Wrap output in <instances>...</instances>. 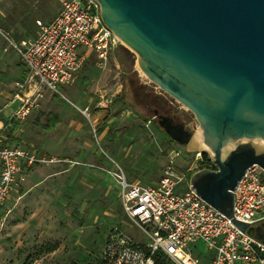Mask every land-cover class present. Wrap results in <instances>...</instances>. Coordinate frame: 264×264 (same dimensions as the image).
I'll return each instance as SVG.
<instances>
[{"label": "rangeland", "instance_id": "1", "mask_svg": "<svg viewBox=\"0 0 264 264\" xmlns=\"http://www.w3.org/2000/svg\"><path fill=\"white\" fill-rule=\"evenodd\" d=\"M10 1L8 9L14 18L25 21L20 37L33 36L35 21L50 20L60 8L59 0ZM4 46L3 58L15 68L17 52L5 31L0 35V55ZM5 65L0 61V67H5L0 79L6 85L17 76L11 66L6 70ZM58 89L59 94L45 91L44 98L18 129L20 138L33 141L39 150L57 154L56 161L36 162L30 168L63 170L86 166L103 172L105 179L89 180L83 185L78 175L76 182L67 186L62 173L56 182L29 187L24 193L23 183L19 192L13 194L15 199L11 197L5 206H0V213L5 216L0 234V264H95L105 238L115 227L143 240L144 234L121 206L115 173L122 171L128 181L155 182L174 149L179 152L175 158L177 169L185 171L191 167L186 173L189 179L209 158L206 150H185L158 125L152 108L164 102L171 114H180L186 123L199 129L188 108L140 75L134 53L120 41L111 47L105 60H97L93 51L87 53L73 82L59 85ZM2 99L0 96V104ZM147 103L151 108L146 107ZM16 105L14 102L6 110ZM85 105L90 116L81 112ZM48 112L58 116L50 131L40 124ZM10 136L8 145L23 146L13 143ZM71 138L78 146L83 140L89 142L86 158H64L66 140ZM29 178V183L35 180L32 175ZM6 207L10 208L8 212ZM190 252L200 264H209L211 251L203 243L192 246Z\"/></svg>", "mask_w": 264, "mask_h": 264}, {"label": "water", "instance_id": "2", "mask_svg": "<svg viewBox=\"0 0 264 264\" xmlns=\"http://www.w3.org/2000/svg\"><path fill=\"white\" fill-rule=\"evenodd\" d=\"M104 25L138 68L188 108L193 123L159 114L185 150H206L214 168L189 178L199 197L264 244V219L233 216V190L252 163L264 168V0H95Z\"/></svg>", "mask_w": 264, "mask_h": 264}, {"label": "built area", "instance_id": "3", "mask_svg": "<svg viewBox=\"0 0 264 264\" xmlns=\"http://www.w3.org/2000/svg\"><path fill=\"white\" fill-rule=\"evenodd\" d=\"M59 1L60 8L50 20L35 21L32 37L13 43L26 75L13 81L12 101L17 105L6 120H0V206L19 192L33 164L56 161L34 146L8 145L6 130L11 120L15 118L20 125L38 105L43 90L59 94V85L71 84L87 53L93 51L97 60H105L111 47L120 41L102 22L95 0ZM81 112L89 116L88 106ZM178 155L171 150L163 173L153 183L131 182L122 171L115 173L121 206L144 238L140 241L113 228L96 264H152L156 251L175 264H200L190 252L199 242L211 251L209 264H264V244L191 190L186 176L191 167L178 170ZM204 167L214 168L210 158ZM232 192L236 219L248 224L264 219L261 165H249ZM9 210L6 207L5 212ZM4 221L0 213V234Z\"/></svg>", "mask_w": 264, "mask_h": 264}, {"label": "crops", "instance_id": "4", "mask_svg": "<svg viewBox=\"0 0 264 264\" xmlns=\"http://www.w3.org/2000/svg\"><path fill=\"white\" fill-rule=\"evenodd\" d=\"M10 3H11L10 0H0V35H2V32H4V31L9 32L10 42H11V45L13 47V43L18 42L19 40H21L23 38H29L32 36L20 37V34L24 30L25 21L23 19L18 21V19L14 18V14L11 12L10 9H8V5ZM16 32H17V34H14ZM4 39H6V38L4 37ZM5 49H6V46H4L2 49V52H1L2 55H0V61H3L4 65L5 64L7 65L6 70H9V66H11L10 62L6 61L3 58V56H4L3 52L5 51ZM13 64H15L16 67L17 66L19 67L18 69H16V67L14 68L11 66L12 67L11 70L12 69L14 70V75L17 77L12 79L6 85L4 83H2L1 79H0V82H1L0 83V96L3 98L1 101L2 103L0 104V120H6L7 119V117L10 115V113L12 112L13 109L12 110H6V108L11 106L14 102H17L15 100L12 101V97H13V93H14L13 88H12L13 87V81L17 80V79H21L26 75L24 66L22 65L21 61L19 60L18 54H17ZM2 67L5 69L4 66H2ZM2 67H0V72H3ZM45 95H46V92H45V90H43V96L40 98V100L42 98H44ZM40 100H39V102H40ZM49 113H51V112H48L47 114H45L44 117H46ZM2 114L5 115V117L4 116L2 117L1 116ZM41 114L42 113L40 112V115ZM89 116H90V113H89ZM26 118H28V116ZM11 122H12V120H11ZM36 122L38 123V121H36ZM57 122H58V120H57ZM43 123L44 122L40 123L41 126ZM20 125H21V123H20ZM20 125H18V123H17V125L15 127H13V124H12L9 128H7L6 136H8V134L11 135L10 138L12 139L13 143L18 142V143H21L23 146H26V147H29V146L36 147V144L33 141H31V140L27 141V140H24L18 136V132H19L18 129L20 128ZM53 127H52V129H53ZM52 129H50V130H52ZM50 130H46V131H50ZM7 139H8V137H7ZM74 139L71 138L70 140H66L65 157H64L66 160L69 158H79V157L80 158H84V157L86 158L87 157L86 154H87V151L89 149L88 148L89 142L83 140L80 142V145L78 146V142L74 141ZM85 145H86V148H84ZM36 148L38 149V147H36ZM41 151L46 152V153H48L54 157H57V154H54L53 152H49V151L47 152V151H44L42 149H41ZM62 173L64 175L66 182H67L66 183L67 186H69V184L73 185L76 182V179H77L76 177L78 175H80L79 183L83 184V185L88 184L89 180H94V181L96 180L97 182H101L102 179H105V177L103 176L104 175L103 172H101L100 170L94 169V168H88L86 166H81V167L68 166V167H65L63 170H58L56 168H53L50 170L38 168V169L34 170V168L32 167V168H30L29 172L26 173V179L23 182L25 190L22 189V192L24 193V191H27L29 187L32 188V187H36L38 185L52 184V182H56L58 176L62 175ZM30 175H32L33 179H35L31 183H29V180H30L29 176ZM36 180H39V181L36 182ZM132 180L134 182H139V181H136L137 179H132ZM151 183H153V182H151ZM146 184H149V183H146ZM117 186L119 187L118 183H117ZM12 198L14 200L15 196L13 195ZM98 259H97V261H98ZM97 261H96V263H97Z\"/></svg>", "mask_w": 264, "mask_h": 264}, {"label": "trees", "instance_id": "5", "mask_svg": "<svg viewBox=\"0 0 264 264\" xmlns=\"http://www.w3.org/2000/svg\"><path fill=\"white\" fill-rule=\"evenodd\" d=\"M57 120H58L57 114L54 112H51L45 117V121L42 124V127L45 130H50L55 125ZM12 123H13V127H15L17 125L18 121L15 118H13ZM204 156H205V154H204ZM208 161H209V158H207V162ZM202 166H204V165H202ZM152 257H153V263L152 264H174V262L166 254H164L161 251H156L152 255Z\"/></svg>", "mask_w": 264, "mask_h": 264}, {"label": "flooded vegetation", "instance_id": "6", "mask_svg": "<svg viewBox=\"0 0 264 264\" xmlns=\"http://www.w3.org/2000/svg\"><path fill=\"white\" fill-rule=\"evenodd\" d=\"M148 108H151V105L147 103ZM168 105L165 104L164 102H158L157 106L153 107L152 110L154 112L155 115H159V114H165V115H170L172 116L175 121L180 122V121H185V119H183L180 114H171L168 110H167Z\"/></svg>", "mask_w": 264, "mask_h": 264}, {"label": "bare ground", "instance_id": "7", "mask_svg": "<svg viewBox=\"0 0 264 264\" xmlns=\"http://www.w3.org/2000/svg\"><path fill=\"white\" fill-rule=\"evenodd\" d=\"M120 42H121L122 44H124L121 40H120ZM124 45H125V44H124ZM139 73H140V75H142V76H146V75L142 72V70H140V69H139ZM196 134H197V135H196V138H197L198 142H201V146H202L204 149H208V146L202 141L201 130H200V128L196 130ZM256 141L264 144V140H262V139H260V140H256Z\"/></svg>", "mask_w": 264, "mask_h": 264}]
</instances>
